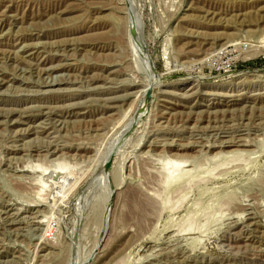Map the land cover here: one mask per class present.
Masks as SVG:
<instances>
[{
	"label": "rangeland",
	"instance_id": "obj_1",
	"mask_svg": "<svg viewBox=\"0 0 264 264\" xmlns=\"http://www.w3.org/2000/svg\"><path fill=\"white\" fill-rule=\"evenodd\" d=\"M0 264H264V0H0Z\"/></svg>",
	"mask_w": 264,
	"mask_h": 264
},
{
	"label": "bare ground",
	"instance_id": "obj_2",
	"mask_svg": "<svg viewBox=\"0 0 264 264\" xmlns=\"http://www.w3.org/2000/svg\"><path fill=\"white\" fill-rule=\"evenodd\" d=\"M2 18V17H1ZM111 32V31H110ZM115 36V35H114ZM108 38V37H107ZM112 38V37H111ZM116 38V37H115ZM108 39H110V38H108ZM107 39V40H108ZM151 68V67H150ZM152 70V69H151ZM155 77H156V75H155ZM155 77H153L152 79H154ZM155 79H157V78H155ZM159 83V82H158ZM225 145H227V146H231V145H235V146H239V145H241V143L239 144V142H234V141H230V142H226L225 143ZM223 146V145H222ZM232 153H234V155H235V153L238 155V153H240L239 151H229V152H226V154H232ZM217 155H219V154H217ZM216 155V156H217ZM222 155V154H221ZM228 155H225V156H228ZM185 162H187L185 159L184 160H179V161H177V160H175V159H166L164 162H163V169H164V171H165V173H166V182L167 181H169V183H170V180H171V178H175V177H179L182 173H184V172H182V171H180V170H182V168H183V166H184V164H186ZM65 168H68V165H66V163H61V164H59V166H58V170H63V169H65ZM184 171V170H183ZM55 173V172H54ZM180 175H179V174ZM173 181V180H172ZM130 193H132V192H130ZM133 196L135 195L134 193L132 194ZM131 195V196H132ZM130 197V196H129ZM135 198H136V195L134 196ZM135 198H132V199H135ZM140 200V199H139ZM138 200V201H139ZM148 201H150V200H148ZM147 201V202H148ZM132 202H135V201H132ZM150 203V202H149ZM148 203V204H149ZM152 204V203H151ZM141 203L140 202H138L137 203V201L133 204V206H134V208H138V209H141L142 207H145V204L141 207ZM146 206H148V208H149V206L150 205H147L146 204ZM134 210V209H133Z\"/></svg>",
	"mask_w": 264,
	"mask_h": 264
},
{
	"label": "water",
	"instance_id": "obj_3",
	"mask_svg": "<svg viewBox=\"0 0 264 264\" xmlns=\"http://www.w3.org/2000/svg\"><path fill=\"white\" fill-rule=\"evenodd\" d=\"M111 160H112V157H111V155H110V156L108 157V164H110Z\"/></svg>",
	"mask_w": 264,
	"mask_h": 264
}]
</instances>
